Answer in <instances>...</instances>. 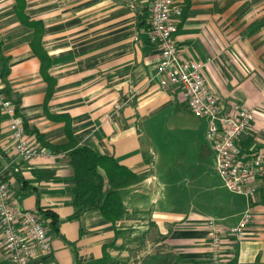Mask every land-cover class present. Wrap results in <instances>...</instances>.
<instances>
[{
  "label": "crops",
  "instance_id": "1",
  "mask_svg": "<svg viewBox=\"0 0 264 264\" xmlns=\"http://www.w3.org/2000/svg\"><path fill=\"white\" fill-rule=\"evenodd\" d=\"M177 1L183 16L175 41L182 59H212L204 74L222 105L248 106L256 114L240 146L264 154V0ZM26 3L25 16L41 24V45L52 61L48 76L56 84L49 91L33 48L35 29L18 16L16 0H0V55L9 70L2 92L17 106L31 143L56 157L32 163L19 158L9 119L0 114V177L13 201L36 213L48 231L51 248L38 251L32 263L212 264L208 221L229 230L250 203L235 193L244 202L216 195L211 185L195 179L184 200L187 195L157 175L153 128L166 116L163 126L169 131L186 128L181 117L190 110L179 88L165 90L156 78L160 50L149 40L151 0ZM117 104L123 105L120 116L107 120ZM203 121L206 149L214 150ZM70 140L141 177L121 191L127 212L118 223L100 211L72 219L74 179L68 154L61 151ZM41 172L55 178L42 180ZM255 186L253 223L243 242L227 239L221 264H264V175ZM42 211L59 216L58 228ZM0 264H9L1 250Z\"/></svg>",
  "mask_w": 264,
  "mask_h": 264
},
{
  "label": "built area",
  "instance_id": "2",
  "mask_svg": "<svg viewBox=\"0 0 264 264\" xmlns=\"http://www.w3.org/2000/svg\"><path fill=\"white\" fill-rule=\"evenodd\" d=\"M149 40L158 46L160 59L156 78L165 90L179 88L188 103L190 112L207 120V139L216 154V168L227 189L246 197L250 203L240 223L225 230L215 220L207 223L212 264H221L227 239L243 242L254 220L252 200L257 194L255 182L264 175V154L246 152L240 146L242 138L256 121L255 112L248 106L222 105L219 95L212 90L205 70L212 63L182 59L175 35L183 16V8L177 0H151ZM4 62L0 55V114L9 119L16 155L27 163L52 160L51 150L31 143L25 123L18 116V108L2 92ZM123 108L115 105L107 120H116ZM0 250L9 264H33L37 252L51 248L48 231L40 217L22 209L12 198L9 184L0 177Z\"/></svg>",
  "mask_w": 264,
  "mask_h": 264
},
{
  "label": "trees",
  "instance_id": "3",
  "mask_svg": "<svg viewBox=\"0 0 264 264\" xmlns=\"http://www.w3.org/2000/svg\"><path fill=\"white\" fill-rule=\"evenodd\" d=\"M16 2L18 16H22L25 26L35 29L33 48L42 61V73L49 82V91H52L56 82L48 76L52 61L41 45L42 33L38 31L41 24L33 23L25 16L26 0H16ZM189 9L188 1L183 19ZM8 74L9 70L5 69L3 77ZM70 141L71 144L61 148V151L68 154V165L74 179L72 194L75 214L72 219L81 220L88 212L100 211L106 220L113 224L118 223L127 212L121 191L139 184L141 177L120 165L114 158L100 155L87 146L79 147L73 140ZM41 174L42 176L39 177L42 180L55 178L53 172H41ZM41 213L43 217L51 219L53 226L58 228L60 218L57 214L51 211Z\"/></svg>",
  "mask_w": 264,
  "mask_h": 264
},
{
  "label": "rangeland",
  "instance_id": "4",
  "mask_svg": "<svg viewBox=\"0 0 264 264\" xmlns=\"http://www.w3.org/2000/svg\"><path fill=\"white\" fill-rule=\"evenodd\" d=\"M186 128H175L169 131L165 122L166 116L158 121L153 128L151 141L156 158L157 175L162 181H168L173 191H182L184 200H188L186 187L189 182L197 180V184L207 183L211 185L216 195L222 197L237 198L244 202V198L231 193L216 168V155L212 147L206 149L205 122L190 112L182 117ZM162 125V127H160ZM150 148V149H151ZM185 204V202H184Z\"/></svg>",
  "mask_w": 264,
  "mask_h": 264
}]
</instances>
